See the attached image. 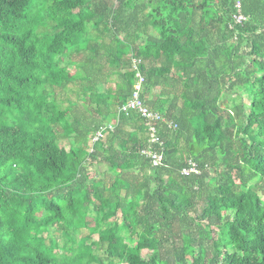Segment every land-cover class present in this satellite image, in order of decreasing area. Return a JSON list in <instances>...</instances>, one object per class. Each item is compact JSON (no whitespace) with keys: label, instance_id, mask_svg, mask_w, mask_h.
I'll list each match as a JSON object with an SVG mask.
<instances>
[{"label":"trees","instance_id":"1","mask_svg":"<svg viewBox=\"0 0 264 264\" xmlns=\"http://www.w3.org/2000/svg\"><path fill=\"white\" fill-rule=\"evenodd\" d=\"M235 3L0 0V264H264V0ZM134 59L163 146L120 111Z\"/></svg>","mask_w":264,"mask_h":264},{"label":"built area","instance_id":"2","mask_svg":"<svg viewBox=\"0 0 264 264\" xmlns=\"http://www.w3.org/2000/svg\"><path fill=\"white\" fill-rule=\"evenodd\" d=\"M235 8L237 11L233 16V25L243 24L247 20V16L242 12V0H236ZM141 63H142L141 59L133 60V69L136 71V81L134 83L132 95L130 99L120 107V111L126 115H129L131 112H135L139 116H141L144 119L145 125L148 128L151 142L163 146V140L159 135V124L161 122H169V121L166 119L164 114H162L159 111L153 110L150 106H148V104L145 102L142 96L146 78L140 70ZM169 125L172 126L173 128L177 127V125L173 122H169ZM112 128H113L112 125L102 127L97 132V135L93 139V142L104 137L106 133L105 131L107 129H112ZM142 152L150 156L155 165L160 164L163 160V153L161 151L151 150L149 148V149H144ZM183 172L185 174H188L190 172H199V170L196 168V165L193 164L190 169H185Z\"/></svg>","mask_w":264,"mask_h":264},{"label":"rangeland","instance_id":"3","mask_svg":"<svg viewBox=\"0 0 264 264\" xmlns=\"http://www.w3.org/2000/svg\"><path fill=\"white\" fill-rule=\"evenodd\" d=\"M114 79V78H113ZM74 98L76 97V95H72ZM106 133H107V131H106ZM106 133H105V136H106ZM97 135V134H96ZM104 136V137H105ZM104 137H102V138H104ZM96 168H99L101 171H104L105 170V166H102V167H96ZM95 175H97V173L95 172V171H93L92 173H91V177L92 176H95ZM116 264H118V263H116Z\"/></svg>","mask_w":264,"mask_h":264},{"label":"bare ground","instance_id":"4","mask_svg":"<svg viewBox=\"0 0 264 264\" xmlns=\"http://www.w3.org/2000/svg\"><path fill=\"white\" fill-rule=\"evenodd\" d=\"M191 168V167H190ZM190 168H185V169H190ZM185 169H183V171L185 170ZM184 173V172H183ZM185 174V173H184Z\"/></svg>","mask_w":264,"mask_h":264}]
</instances>
